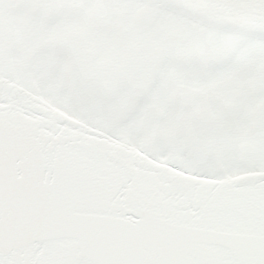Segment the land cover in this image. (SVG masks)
I'll return each instance as SVG.
<instances>
[{"label": "snow or ice", "instance_id": "6c2138e0", "mask_svg": "<svg viewBox=\"0 0 264 264\" xmlns=\"http://www.w3.org/2000/svg\"><path fill=\"white\" fill-rule=\"evenodd\" d=\"M0 264H264V0H0Z\"/></svg>", "mask_w": 264, "mask_h": 264}]
</instances>
